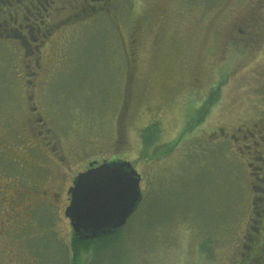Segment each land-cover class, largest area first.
Masks as SVG:
<instances>
[{
    "label": "rangeland",
    "instance_id": "rangeland-1",
    "mask_svg": "<svg viewBox=\"0 0 264 264\" xmlns=\"http://www.w3.org/2000/svg\"><path fill=\"white\" fill-rule=\"evenodd\" d=\"M107 1L69 0L56 13L54 23L68 14L79 16L62 21L53 32L42 50L50 73L40 75L39 85L29 90L32 103L59 135L66 157L69 153L73 174L85 160L129 161L141 176V203L114 236L100 243L74 240L64 206L37 210L33 215L38 231L33 223L32 238L17 244V260L264 264V223H254L264 218L252 204L246 166L253 147H234L226 133L211 136L218 127L231 131L249 122L263 103L256 90L263 80L264 49L246 73L229 78L238 48L229 37L251 13L254 19L262 17V12L251 10L255 0H112L111 8ZM8 57L0 47V119H10L7 139L16 133L15 143L21 144L24 95ZM127 65L132 68V97L121 128L117 94ZM195 80L209 84L208 89L179 97ZM164 83L175 86L172 102L157 94ZM216 88L218 99L211 101ZM201 102L210 112L199 121ZM154 110L164 116L161 131L140 145L139 128ZM186 121L192 131L180 137L188 129ZM113 138H122L123 145L113 146ZM2 168L9 170L7 165ZM249 245L256 260L243 259Z\"/></svg>",
    "mask_w": 264,
    "mask_h": 264
},
{
    "label": "flooded vegetation",
    "instance_id": "flooded-vegetation-1",
    "mask_svg": "<svg viewBox=\"0 0 264 264\" xmlns=\"http://www.w3.org/2000/svg\"><path fill=\"white\" fill-rule=\"evenodd\" d=\"M72 1L76 2V0ZM111 1H107L108 8L112 7ZM66 3L68 4L69 0ZM66 3L64 0H0V47L5 48L8 53V59L11 60L10 70L17 72L25 108L21 130L18 131L21 144L15 143L16 133L11 140L7 139L10 119H0V264H26L24 260H17V252L21 251L17 248V244L19 242L23 244L32 238L29 228L33 223H35V230L38 231L39 221L34 220L33 213L43 208L57 209L64 206L62 208L64 214L67 207L64 204L69 203L68 191L74 178L87 171L90 164L95 167L103 160L117 159L115 157L85 160L80 171L74 175L71 166L68 165L70 155L68 153L69 157H66L59 135L46 120L44 121L37 106L32 103L33 92L29 90L30 86L37 87L39 76L50 73L51 66L48 65L50 62L46 56H43L42 50L47 48L53 32L59 29L63 22L79 16V14H68L60 21L52 22L53 18L57 17L56 13H60ZM79 6L80 4L77 7L81 8ZM93 9L95 8L89 7V10ZM251 10L262 12V17L254 19L251 13L241 20L243 24H240L243 27L235 30L229 37L230 44L238 47L234 50V59H232L235 71L230 72L229 78L237 72L246 73L264 49V0H255ZM249 21L252 22L248 24ZM16 60L18 62H15ZM16 63H19V67ZM131 69L128 65L124 68V83L121 84L117 94L122 102L116 119L117 123L120 122L121 128L124 127L128 100L132 97V78H129ZM260 73L263 80L260 81L256 92L261 93L259 97L261 96L263 103L259 110L254 111L249 122H239L240 124L234 125L231 131L218 127L211 136L217 139L218 134L226 133L227 137H231V144L234 147L239 145L253 147L246 166L251 171L250 186L254 193L252 204L254 207L257 206L259 217L264 218V68L260 70ZM208 85H201L195 80L184 94H179V97L184 95L190 97L195 91L208 89ZM174 90V85L164 83L159 91H156L164 101L172 102L176 98L172 95ZM217 91L218 88L212 94L211 101L218 99ZM198 110L202 115L199 121L204 120L210 112L209 108H203V102ZM157 111L159 110H154L147 123L139 128L140 145H145L144 141L148 138L159 135L162 128L160 118L164 116ZM199 121L197 125L200 124ZM186 123L188 129L183 131L180 137L192 131L189 130L193 128L188 124L190 122L186 121ZM26 139L30 140V144H26ZM226 140L230 139L226 138ZM112 143L113 146H118L123 145L124 141L122 138H113ZM157 144L154 143V145ZM3 165H7L9 170L2 168ZM35 198L38 200L34 201ZM254 223L259 225L264 221L254 220ZM247 250L250 249L247 248ZM243 257L247 259L246 261L256 260L252 252L244 254Z\"/></svg>",
    "mask_w": 264,
    "mask_h": 264
},
{
    "label": "water",
    "instance_id": "water-1",
    "mask_svg": "<svg viewBox=\"0 0 264 264\" xmlns=\"http://www.w3.org/2000/svg\"><path fill=\"white\" fill-rule=\"evenodd\" d=\"M140 175L129 161L103 160L78 174L69 189L64 210L78 241L114 234L123 227L142 200Z\"/></svg>",
    "mask_w": 264,
    "mask_h": 264
},
{
    "label": "trees",
    "instance_id": "trees-1",
    "mask_svg": "<svg viewBox=\"0 0 264 264\" xmlns=\"http://www.w3.org/2000/svg\"><path fill=\"white\" fill-rule=\"evenodd\" d=\"M116 233V232H115ZM113 235V234H112ZM112 235H110L111 237H112ZM114 236V235H113ZM111 237H109V236H107V237H102V238H99V239H96V242H99L100 243V241H105V242H107L108 240H109V238H111ZM74 240L75 241H78V240H76L75 238H74ZM85 241H88V240H85ZM84 242V241H83ZM256 244V243H255ZM105 245V244H104ZM247 248H249L250 250H248L250 253L253 251V249H252V247L249 245V246H246Z\"/></svg>",
    "mask_w": 264,
    "mask_h": 264
}]
</instances>
